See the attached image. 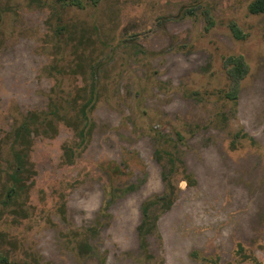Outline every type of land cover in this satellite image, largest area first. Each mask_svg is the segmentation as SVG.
<instances>
[{"label":"rangeland","instance_id":"1","mask_svg":"<svg viewBox=\"0 0 264 264\" xmlns=\"http://www.w3.org/2000/svg\"><path fill=\"white\" fill-rule=\"evenodd\" d=\"M253 1L0 0V264H264Z\"/></svg>","mask_w":264,"mask_h":264},{"label":"trees","instance_id":"2","mask_svg":"<svg viewBox=\"0 0 264 264\" xmlns=\"http://www.w3.org/2000/svg\"><path fill=\"white\" fill-rule=\"evenodd\" d=\"M249 12L251 14H262V13H264V0H254L249 5ZM230 30H231L234 38H236L238 40L244 39V37H245L244 33L235 24H232L230 26ZM230 61H231V63H234V61H236V58H230ZM234 65L237 67V69L239 70V73L241 74L240 78H242L247 73V70L245 69L244 64L242 63V61H240L238 63L236 62ZM229 74H230V76H233L235 74V72L233 73L232 71H229ZM0 261L2 263H6V259L1 258V256H0Z\"/></svg>","mask_w":264,"mask_h":264},{"label":"flooded vegetation","instance_id":"3","mask_svg":"<svg viewBox=\"0 0 264 264\" xmlns=\"http://www.w3.org/2000/svg\"><path fill=\"white\" fill-rule=\"evenodd\" d=\"M252 15H256V14H252ZM237 26V25H236ZM231 31V30H230ZM232 33V32H231ZM233 35V34H232ZM234 37V36H233ZM236 39V38H235ZM236 40H238V39H236ZM242 40V39H241ZM229 60H230V58H229ZM245 66V65H244ZM245 69H246V67H245ZM247 74V73H246ZM246 74L242 77V78H240L239 77V80L241 81L245 76H246ZM228 75H229V70H228ZM146 212H147V207H144V208H142V216L144 217L145 215H146ZM140 231V230H139Z\"/></svg>","mask_w":264,"mask_h":264}]
</instances>
